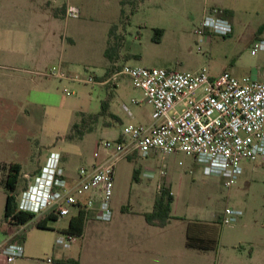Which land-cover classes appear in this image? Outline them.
Wrapping results in <instances>:
<instances>
[{"label": "rangeland", "instance_id": "rangeland-1", "mask_svg": "<svg viewBox=\"0 0 264 264\" xmlns=\"http://www.w3.org/2000/svg\"><path fill=\"white\" fill-rule=\"evenodd\" d=\"M67 2L79 8L78 16L64 15L62 5ZM48 5L58 7L61 15L57 25L49 24L37 9ZM213 9L220 14L223 9L230 11V16L226 15L232 25L228 34L194 30ZM263 22L264 0H0V45L20 42L14 30H31L37 24L42 30H62L67 36L60 49L63 61L60 65L56 60L53 66L70 75L101 72L108 60L104 54L107 47L109 57H116L115 66L138 64L195 70L208 65L213 73L225 68L236 76L260 79L257 73L264 66V50L252 53L250 48L258 35L253 28ZM155 27L162 28L158 40L154 38ZM36 47L45 51L47 42L38 40ZM23 71L0 65L1 168L12 160L23 161L31 153L29 157L36 160L32 165L35 170L38 158L43 161L54 150L59 152L65 175L75 177L81 165L95 160L93 152L98 140L112 136L105 132V127H111L116 134L126 123L147 122L154 109L144 90L126 74L118 75L114 80L118 85L114 86ZM106 97L110 105L100 112L101 101ZM110 109L120 120L114 118ZM74 122L76 126L72 125ZM145 164L150 167L142 168L134 179L133 168ZM239 165L241 173L226 185L222 176L204 173L202 163L184 151H151L147 156L120 158L114 166L109 221L87 220L82 234L68 247H62L55 244V237L68 224L69 215L48 219L47 227L30 226L29 218L24 229L23 253L11 264H72L63 260L68 257L77 259L78 264H121L120 258L128 256L127 249L118 243L125 237L126 222H145L139 211L151 209L157 184L163 182L173 191L175 211L180 215V220L172 225L175 228L181 229L187 218L221 216L225 206L239 213L235 220L220 224L215 249L187 247L180 234L162 256L152 251L138 256L145 263L238 264V256L243 258L251 252L262 256L264 162L243 158ZM27 180H18L15 194ZM3 190L6 191L1 183L0 217ZM113 218L122 219L123 226L109 225ZM3 238L0 230V241ZM47 256L52 261H47Z\"/></svg>", "mask_w": 264, "mask_h": 264}, {"label": "built area", "instance_id": "built-area-1", "mask_svg": "<svg viewBox=\"0 0 264 264\" xmlns=\"http://www.w3.org/2000/svg\"><path fill=\"white\" fill-rule=\"evenodd\" d=\"M78 14L76 5L66 4L65 16ZM231 29L228 17L213 9L194 30L227 34ZM250 50L252 53L264 50V27ZM261 71L264 74V66ZM47 73L100 82L92 73L75 76L54 66ZM120 74H126L134 85L144 90L145 98L153 105L155 121L129 122L117 136L100 138L95 160L81 165L75 177L65 175L59 152L51 150L37 172L25 174L28 180L15 194L17 208L33 212L30 224H36L47 214L72 216L79 209L85 212L86 221H109L114 166L128 154L147 156L151 151H184L202 163L204 173L222 176L226 185L240 173L241 159L264 162V79L236 76L225 68L212 74L208 65L195 70H174L122 64L109 70L101 82L115 83ZM124 108L129 112L126 105ZM160 172L163 174V169ZM238 213L237 209L225 206L221 222L235 220ZM5 221L15 226V230L7 241L0 242V252L5 255L6 264H11L23 253L21 242L14 236L22 234L28 224L27 220L17 224L9 219ZM75 237L60 231L55 244L68 247ZM46 260L52 261V257L47 256Z\"/></svg>", "mask_w": 264, "mask_h": 264}, {"label": "crops", "instance_id": "crops-1", "mask_svg": "<svg viewBox=\"0 0 264 264\" xmlns=\"http://www.w3.org/2000/svg\"><path fill=\"white\" fill-rule=\"evenodd\" d=\"M67 3H64L63 5ZM37 9L41 11V14H44L49 24L50 23L51 24L55 23L56 25L58 24L57 19L61 15L60 12L58 11V7H54V6L50 7L48 5L46 7H42V6L38 7ZM55 9L57 13H54ZM260 25L257 28H253V30H255L258 33L257 37L261 33L259 29ZM14 31L18 33L20 37V42H17L14 45H10V46L0 45V65L7 66V67H10L16 70L21 69V70H24L23 72H26V71L33 72V73L42 72L46 75H50L47 73V70L48 68L53 66L55 63H57L56 60H58L59 64L61 65L60 62H62L63 60L61 59L62 53L60 49L63 48V46L65 45L66 43L65 38L67 37L63 35L62 30H52V29L42 30L36 24L35 26L33 25L31 30H29L28 28H25V29L18 28L17 30H14ZM42 39L45 40V42H47V49L45 51H43L41 47H38V48L36 47L38 40H42ZM106 48L107 47H105L104 49ZM104 54H105V50H104ZM105 57L108 58L107 62L104 64V67L102 68L101 72H99L98 74L94 73V76L95 78H97L98 81H100L98 83L107 85L106 83H102L101 81L106 75V72L108 73L107 70L110 68V66H112V64L114 65L118 63L116 59H114L116 58L114 55H111V57H109L105 54ZM218 72H215V73L211 72V73L216 74ZM257 76L260 77V79H264V74L262 73V71H258ZM116 85H118L117 82L114 83V86ZM132 101L138 102V99L132 98ZM109 105L110 103H108V107ZM110 113L114 116L115 119L120 120V116L116 112L111 111L110 109ZM128 113L131 114L130 111ZM155 118L156 116H155V112L153 109L152 113L149 116V119L145 123L153 122L155 121ZM105 122L106 124L110 123L108 121H105ZM134 124H142V123L140 122V123H134ZM105 132L108 135L112 134V136L109 138L115 137L119 134V132L116 134L113 133V130L111 129V127H105ZM40 144L42 145V143ZM95 151L96 149L93 152L94 159L96 158ZM30 155L31 153H29V156ZM135 155L136 154H128L125 157L130 158V157H134ZM29 156L25 158L23 161L12 160V161H18L22 165L19 179L24 178L25 174L31 175L37 172L40 169V167L44 164L48 154L46 155L43 161H41V159L38 158L37 161L39 163V166L35 170H32L33 168L32 165L36 163V160L32 156H31L32 159L30 160L31 157ZM7 166H4L3 168L0 167V184L2 183L3 185H4V179L7 173ZM144 167H150V166L149 164H145L143 167H139V166L134 167L137 169V178L139 177V173L141 169ZM240 173H241V167H240ZM159 184L161 185V183H158L157 185ZM156 188L158 191V186ZM2 193H3V202H5L6 191L3 190ZM175 208H176V204H175V196H174V199L172 202L171 213L177 217H171L164 225L152 224V223L147 222L146 220L145 222H139V224H137L134 221H129L128 223L126 222L125 229H123V232H125V237H123L122 239H119L118 243L121 244L119 247H125L127 249L128 256L126 258H122V259L120 258L121 264L122 263L123 264H148L147 262L145 263V261L143 259H140L141 257H138V256H141V254L143 255L144 253H148V252L150 253V251H152L153 254H158L162 256L163 250H167V247H171V245L169 246L168 244L171 243L173 238L179 237L180 234L181 235L183 234V242L185 244L186 224H187V221L191 218H187V220L183 221L181 229L179 227L178 228L173 227L172 225L174 221H177L178 219L180 220V215L177 213V211H175ZM142 211L144 210H140L139 212L142 214ZM3 212H4V206H3ZM127 212H130V211H127ZM213 219L214 217H208L207 219H204V220H213ZM46 224H47V221H46ZM108 224L113 225L115 228H120L123 226V221L122 219L113 218V220H111ZM33 225L37 226L36 224H31L30 226H33ZM0 230L3 232V237H4L2 241L0 242H5L7 241L9 236H12L14 234L15 226H13L12 224L8 225L6 221L3 219V217H0ZM21 236H22V239L21 240L19 239V241L22 244L24 241V237H25V231L21 234ZM171 250L172 249L170 248V252ZM208 250H213V249H208ZM136 256L138 258H136ZM238 257H239L238 262H237L238 264H264V253L262 256H258V257H256L252 252L246 255V257H243V258H241L240 256ZM0 264H6L5 255L2 252H0ZM154 264H157V263H155L154 261Z\"/></svg>", "mask_w": 264, "mask_h": 264}, {"label": "trees", "instance_id": "trees-1", "mask_svg": "<svg viewBox=\"0 0 264 264\" xmlns=\"http://www.w3.org/2000/svg\"><path fill=\"white\" fill-rule=\"evenodd\" d=\"M65 8V5H62ZM222 14L230 15V11L223 9L221 10ZM54 13H57L56 9ZM264 27V22L260 25V31H262ZM157 35L154 36L156 40L159 39V36L162 34V28H154ZM229 33V32H228ZM227 33V34H228ZM105 54L108 56V50L105 49ZM115 66H110L107 70H111ZM107 74V72H106ZM108 106L107 97L102 99L101 101V110L100 112H104ZM76 126V122L72 124ZM21 163L18 161H11L7 167V173L4 179V187L6 190L5 202H4V212L3 219L8 220L11 223L17 224L19 222H24L33 216V212L28 210H21L17 208V200L14 193V189L16 188L17 182L21 173ZM132 177L137 179V169H133ZM174 199V195L169 186L165 184H161L158 188V191L155 194L154 201L151 209L142 211V214L145 220L152 224L164 225L171 217L174 216L172 211V202ZM124 207V206H123ZM58 216L53 214H47L40 218L36 225L39 227H47L46 221L48 219H57ZM86 223V215L85 212L79 209L74 215L70 216L68 224L61 228L60 230L63 232H67L73 236H79L83 232L84 225ZM220 216H216L213 220H199V219H189L186 224L185 230V245L187 247L196 248L199 250H208L216 248L219 242V231L221 224ZM22 239L21 234L15 235L14 239ZM66 262H70L72 264H78L77 259L74 258H65L63 259Z\"/></svg>", "mask_w": 264, "mask_h": 264}]
</instances>
